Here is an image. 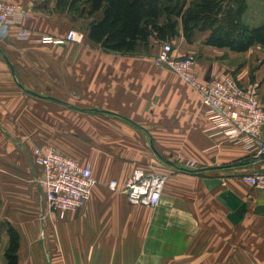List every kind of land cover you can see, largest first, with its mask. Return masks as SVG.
<instances>
[{
  "label": "crops",
  "instance_id": "1",
  "mask_svg": "<svg viewBox=\"0 0 264 264\" xmlns=\"http://www.w3.org/2000/svg\"><path fill=\"white\" fill-rule=\"evenodd\" d=\"M1 1L30 9L23 24L32 34L0 38V264L7 224L19 233V264H245V250H264V191L242 179L264 171V159L207 131L199 94L157 61L163 42L150 38L134 53L86 37L41 43L39 35L64 36L92 17L56 0ZM246 1L242 20L263 23L264 0L249 17ZM206 36H175L173 55L193 56L199 79L231 74L264 105V48L235 52ZM35 146L90 166L82 207L63 217L48 210ZM135 170L166 177L155 207L120 192Z\"/></svg>",
  "mask_w": 264,
  "mask_h": 264
},
{
  "label": "built area",
  "instance_id": "2",
  "mask_svg": "<svg viewBox=\"0 0 264 264\" xmlns=\"http://www.w3.org/2000/svg\"><path fill=\"white\" fill-rule=\"evenodd\" d=\"M28 15L22 4L0 0V38L8 37L12 31L16 38H28L31 31L23 24ZM84 38L83 30L71 28L61 37L43 34L37 39L41 43L62 44L65 41L80 42ZM157 61L181 76L199 94L209 121L207 131L221 134L226 140L241 143L245 148H255L256 155L264 152V105L258 103L252 88L242 87L226 72L199 79L194 71V57L174 56L170 42L162 43ZM32 156L42 168L41 181L48 210L63 217L67 211L84 205L93 184L88 164H81L49 146H35ZM165 179L164 175L135 170L126 178L120 192L131 203L155 207ZM242 179L264 191V171L244 174ZM107 185L111 190L117 189L114 179Z\"/></svg>",
  "mask_w": 264,
  "mask_h": 264
},
{
  "label": "trees",
  "instance_id": "3",
  "mask_svg": "<svg viewBox=\"0 0 264 264\" xmlns=\"http://www.w3.org/2000/svg\"><path fill=\"white\" fill-rule=\"evenodd\" d=\"M78 15L91 16L85 37L107 52L134 53L150 38L169 42L182 35L190 42L206 31L204 43L242 52L259 44L264 48V22L250 26L243 20L246 0H82ZM73 12V11H70ZM7 264H19L18 231L7 224Z\"/></svg>",
  "mask_w": 264,
  "mask_h": 264
},
{
  "label": "rangeland",
  "instance_id": "4",
  "mask_svg": "<svg viewBox=\"0 0 264 264\" xmlns=\"http://www.w3.org/2000/svg\"><path fill=\"white\" fill-rule=\"evenodd\" d=\"M253 1L255 4L253 3ZM253 1L249 0V3L251 4V6L249 7V11L247 12L248 14L246 17H249L248 15L252 14V13H262L261 12L262 10L260 8H258L259 2L257 0H253ZM82 5H83L82 0H56V6L57 7L67 8L68 11L76 12V14H78V11L80 10V7H82ZM26 8L29 12L28 16H30V14H31L30 9L28 7H26ZM84 26L82 24H80L77 27H79L78 29H80V28H84ZM71 28H76V27L72 26L69 29H71ZM31 34H32V31H31ZM84 39H86V38H84ZM244 257H245V261H244L245 264H264V250L254 251V253H251L250 251L245 250V256Z\"/></svg>",
  "mask_w": 264,
  "mask_h": 264
},
{
  "label": "water",
  "instance_id": "5",
  "mask_svg": "<svg viewBox=\"0 0 264 264\" xmlns=\"http://www.w3.org/2000/svg\"><path fill=\"white\" fill-rule=\"evenodd\" d=\"M258 157H260L261 159H264V152L260 153V154L258 155Z\"/></svg>",
  "mask_w": 264,
  "mask_h": 264
}]
</instances>
